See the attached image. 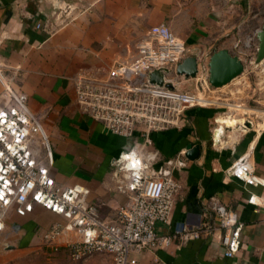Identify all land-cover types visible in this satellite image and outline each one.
Returning a JSON list of instances; mask_svg holds the SVG:
<instances>
[{
    "label": "crops",
    "instance_id": "0c3cea01",
    "mask_svg": "<svg viewBox=\"0 0 264 264\" xmlns=\"http://www.w3.org/2000/svg\"><path fill=\"white\" fill-rule=\"evenodd\" d=\"M247 2L0 0V106L15 104L7 91L11 87L43 114L53 159L50 170L59 184L88 188L89 200L113 221L118 207L128 201L124 185L129 182L124 175H114L115 160L131 150L145 156L155 153L153 166L169 170L181 185L170 224L159 223V233L171 232L179 223L213 221V200L235 210L243 223L241 248L234 257L224 255L222 231L214 230L194 239L177 236L166 247L134 251L137 264H264V112L252 109L254 116L235 117L195 107L178 127L152 133L153 144L144 147L140 132L113 133L83 112L76 98V76L83 69L106 76L118 63L132 60L139 41L161 23L187 44L188 55L195 56L201 68L214 50L232 51ZM241 120L249 126H238ZM190 143L201 146L195 160L185 156ZM36 150L41 162L49 164L47 149ZM245 157L258 185L230 172ZM251 196L261 204L250 203ZM62 220L41 206L26 216L11 213L0 231L2 244L9 248L0 259L34 242L44 244L45 231ZM61 251L69 255L66 248ZM81 264H113V258L97 253Z\"/></svg>",
    "mask_w": 264,
    "mask_h": 264
},
{
    "label": "built area",
    "instance_id": "2783aa9c",
    "mask_svg": "<svg viewBox=\"0 0 264 264\" xmlns=\"http://www.w3.org/2000/svg\"><path fill=\"white\" fill-rule=\"evenodd\" d=\"M137 48L136 57L118 63L106 76L91 69L81 70L75 89L83 112L113 133L131 136L140 132L147 147L153 144L152 133L178 127L186 110L206 102L205 96L180 86L183 81L179 77L186 76L178 74L177 67L190 56L189 47L168 25L152 27ZM198 68L197 75L206 70L199 63ZM154 70L163 71L164 84L149 82ZM7 91L15 104L0 106V231L11 213L26 216L41 206L64 219L45 231L44 246L51 251L66 248L70 258L77 261L107 253L113 264H137L134 251L166 247L177 236L194 239L214 230L222 231L225 256L234 257L240 251L243 223L235 210L217 200L210 205L213 221L179 223L171 232L157 231L159 223L170 224L181 185L169 170L153 166L155 153L145 156L131 150L115 160L114 175L129 179L124 185L128 201L118 207L113 221L105 219L99 206L89 200L88 188L66 187L56 181L50 170L53 159L42 125L43 114L28 106L24 94H17L11 87ZM37 146L47 149L49 164L41 162ZM232 174L246 184L259 183L249 162L239 163ZM248 201L261 204L255 196Z\"/></svg>",
    "mask_w": 264,
    "mask_h": 264
},
{
    "label": "rangeland",
    "instance_id": "374dc122",
    "mask_svg": "<svg viewBox=\"0 0 264 264\" xmlns=\"http://www.w3.org/2000/svg\"><path fill=\"white\" fill-rule=\"evenodd\" d=\"M247 1L242 10L244 20L242 19L241 22L240 33L236 39H232L236 44L231 46V53L242 59L244 71L221 87L213 86L209 82V60L217 51L214 50L218 48L217 46L213 47L214 51L211 55L205 56L203 60L205 64L201 62V67H206L203 74L201 71L195 77H179L183 81L180 85L182 89L205 96L203 99L206 105L202 107L212 108L222 114H232L231 116L235 117L248 114L254 116V113H250L252 109L260 113L264 112V63H255L259 45L257 30L264 26V0ZM240 123L246 124V121L241 120ZM2 236L0 235L1 244L4 238ZM0 248H3L0 253L9 249L4 244ZM90 257L73 260L65 251H51L43 243L34 242L29 247H21L2 257L0 264H81Z\"/></svg>",
    "mask_w": 264,
    "mask_h": 264
},
{
    "label": "water",
    "instance_id": "95a60500",
    "mask_svg": "<svg viewBox=\"0 0 264 264\" xmlns=\"http://www.w3.org/2000/svg\"><path fill=\"white\" fill-rule=\"evenodd\" d=\"M259 45L256 53L255 63H264V26L257 31ZM198 61L195 56L186 57L177 67V73L186 77H195L198 73ZM244 71V63L242 59L235 54H232L227 48H222L215 51L209 60V82L215 87H221L234 78L239 76ZM149 82L162 85L166 81V76L161 70H154L149 74ZM250 124L249 122H247ZM201 152L200 144H188L185 151V156L188 159L195 160ZM246 161V157L239 163ZM235 164L231 168V173L238 166Z\"/></svg>",
    "mask_w": 264,
    "mask_h": 264
},
{
    "label": "trees",
    "instance_id": "16d2710c",
    "mask_svg": "<svg viewBox=\"0 0 264 264\" xmlns=\"http://www.w3.org/2000/svg\"><path fill=\"white\" fill-rule=\"evenodd\" d=\"M196 107H199V106H196ZM192 108H195V107H192ZM192 108H190V109H192ZM190 109L186 110V112H185V116L189 114V110H190Z\"/></svg>",
    "mask_w": 264,
    "mask_h": 264
},
{
    "label": "bare ground",
    "instance_id": "6f19581e",
    "mask_svg": "<svg viewBox=\"0 0 264 264\" xmlns=\"http://www.w3.org/2000/svg\"><path fill=\"white\" fill-rule=\"evenodd\" d=\"M203 100H205V99H203ZM238 126H244V128H245V127H247V124L245 125V124L239 123Z\"/></svg>",
    "mask_w": 264,
    "mask_h": 264
}]
</instances>
